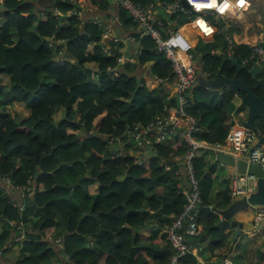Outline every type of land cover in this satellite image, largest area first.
Listing matches in <instances>:
<instances>
[{"label":"trees","instance_id":"16d2710c","mask_svg":"<svg viewBox=\"0 0 264 264\" xmlns=\"http://www.w3.org/2000/svg\"><path fill=\"white\" fill-rule=\"evenodd\" d=\"M75 1L3 0L5 9L0 10V107H13L17 101L29 110L23 115L18 108L19 118L0 112V264H52L60 253L65 264H170L176 253L165 229L186 202L178 187L184 181L182 164L174 157L187 148L173 136L146 154L142 166L131 143L119 146L113 140H126L133 125L151 122L166 104L178 105L174 96L166 100L176 87L172 64L151 38L135 34L142 41L138 66L152 68L154 79H165V85H147L131 75V67L114 77L110 70L117 68L127 45H111L106 51L103 30L92 22L80 24ZM110 3L83 0L90 11H107ZM74 10L68 26L60 25L57 12ZM119 18L124 28H136L125 11ZM216 41L223 43L222 36ZM213 47L197 48L205 54L209 79L218 74L237 79L264 102V72L253 78L249 67L239 69L223 55L211 54ZM249 53L247 46L236 45L233 58L240 64ZM245 94L194 88L185 108L199 128L194 138L223 143L233 125L231 114L239 108L236 96ZM255 126L264 130V118H256ZM212 154L203 148L194 158L202 192L198 222L202 235L209 232V237L201 246L187 240L197 254L187 252L179 264H203L199 256L204 264H222L211 258L229 254L234 244V235L219 226L221 219L213 210L229 206L231 198L228 181L220 182L222 198L215 193L219 176ZM94 185L98 191L91 193ZM15 189L22 191V201L9 193ZM21 234L24 238L17 240ZM245 237L236 242L233 264H264V253L258 250L257 258L252 257L248 241L242 242Z\"/></svg>","mask_w":264,"mask_h":264},{"label":"built area","instance_id":"2783aa9c","mask_svg":"<svg viewBox=\"0 0 264 264\" xmlns=\"http://www.w3.org/2000/svg\"><path fill=\"white\" fill-rule=\"evenodd\" d=\"M120 9L124 10L133 23L136 25L135 34L140 37L151 38L156 46V50L163 53L171 62L176 77V87L173 94L167 96V100L174 96L177 100V106H171L173 113L169 116L155 117L151 122L140 126L133 125L125 134L126 140H120L131 143L134 147L136 163L145 164V155L155 151L158 144L169 142L173 136H178L181 143L185 144L187 151L184 155L175 156L177 162H181V171H185L183 182L178 183V187L183 190L186 202L180 215L173 219L170 225L165 229L166 240L175 251V255L170 264H179L178 259L187 252H195L196 249H189L187 240L199 239L203 228L198 222V208L202 200L200 180L196 177L194 158L197 151L203 148H211L214 152H225L232 155L236 161L243 160L248 165H256L264 170V145H258L259 140L264 136V130L256 127L255 129L234 128L231 129L223 143L209 144L206 141H198L194 138V133L199 131L195 120L186 114L187 94L194 85L196 70L195 60L192 54L194 46L190 39L180 29H169L165 22L158 16V10L162 8L171 17H185L189 24L199 31L202 38H211L216 33L217 27L214 21L228 17L234 12L243 11L248 6V0H172L171 2H149L140 4L134 0H110ZM188 5L185 6L183 2ZM92 23L99 26L102 30L103 48L108 51L111 42L105 39L117 41L113 36L112 27L102 19H95ZM134 34V35H135ZM133 35V41L136 39ZM234 40L228 38L223 53L231 57L233 55ZM138 53L127 54L123 51L118 57L117 68L111 69L114 77L120 76V66L126 63H137ZM180 56H185L189 61L186 64ZM250 61L264 64V44L251 47ZM248 61L243 62L245 65ZM146 80V79H145ZM146 84L156 82L164 86L165 79H154L152 76L146 80ZM159 86V88H160ZM165 107H167L165 105ZM138 154H141L137 156ZM222 167L225 165L221 162ZM168 168V167H167ZM237 173L230 177L223 178L222 181H228L230 187L231 204L236 200L247 198L255 192L258 186V177L254 174ZM221 181V182H222ZM10 184V180L6 179ZM26 188L22 187L21 190ZM250 206L246 208V213L252 217V229L245 230V235L264 236V206ZM221 219L223 217L220 215ZM18 229H22L19 224ZM24 234L18 237L22 240ZM60 243V239L57 240ZM227 264H230L227 262Z\"/></svg>","mask_w":264,"mask_h":264},{"label":"crops","instance_id":"0c3cea01","mask_svg":"<svg viewBox=\"0 0 264 264\" xmlns=\"http://www.w3.org/2000/svg\"><path fill=\"white\" fill-rule=\"evenodd\" d=\"M75 2H77V1H75ZM75 2H74V6H75L76 13L79 16L80 24H85L87 22L90 23V22L94 21L95 19H102L112 27L113 36L117 38V41L105 39L106 42H111L110 44L112 46L118 45L119 43H123V44L127 45L123 49V51L127 54H131V53L135 54V53H138L139 51L141 52V49H142L141 39H142V37H140L141 39L136 40L135 42L132 40L133 35L135 34V29L130 31L129 29H126L122 26V24L120 22V18H119L120 11L122 9H120L116 4H114L113 2L110 1L111 2L110 7L107 11H90L86 6H84L83 0H78L77 3H75ZM0 3H3V0H0ZM248 3L249 4L245 10L239 11V12H234L226 18L219 19L218 21H214L215 26L217 27V30H216V33L211 38H202V35L193 26V24H189V21L187 18H185V17H171L162 8H160L158 10V16L165 22L167 27L169 29H173V30L180 29L184 34H186V36L190 39V41L192 42V45L194 46V48L192 50V54H193V57L195 60V66L197 65V69L195 68L197 77L195 76L196 81H194V85L189 90V92L187 94V99L192 95V90L196 87L206 89V90H210V91H221V90H223V88L228 89L226 84H220L218 86H215L214 88H212V87L210 88L208 86V84H206V82H204L202 79H200V73H202V72L207 79H209V76L206 72H204L203 58H204L205 54L203 55V54H200L197 52L198 46H200L202 44H214V47L211 50V54H220L226 58H230L223 53V49L226 47L228 38L233 39L235 41L234 47H233V54H234V48L236 45L247 46L248 48H250V52H251L252 46L264 44V0H248ZM79 7H81L80 11H79V9H80ZM0 10H2V9H0ZM75 10H74V12L70 11L69 13H65L63 11L57 12L58 17H59V15L64 16V18L61 20V25L63 27L68 26L69 16H71L72 13L74 14ZM3 21H4V19L1 18V16H0V26L3 24ZM82 27L83 26H80L79 29H82ZM14 33H16V32L14 31L13 34ZM217 36H222L223 43L216 41ZM138 41L141 42L140 46L137 49H133L131 44H134ZM139 55L140 54H138L137 56H139ZM180 57L184 63L189 64V61L186 59L185 56H180ZM231 57H233V55ZM249 58H250V53H249L248 57L241 60L240 66L242 68H248L249 67V70H250L252 68V66L255 64L264 66V64H259L257 62L250 61ZM246 61H248V62L244 65L243 62H246ZM138 65H139L138 61H137V63H133V64L132 63H126V64H123L122 66H120V68H118V69L120 70V74H124L127 71L128 67L133 68V71L129 70V72H131V75L137 77L139 80H143V79L145 80L146 79L148 81L149 78H151L155 74L154 70L152 68L142 67V66H138ZM214 79H210V80H214ZM4 85H8V83L4 82ZM233 92H235V91H233ZM243 97L244 96H238V95L236 96L237 101H235V102L238 104L239 108L234 113L231 114L230 122L233 123V125L231 126V129L239 128L238 127L239 123H241L243 126H244V124H248L249 119H250V114L253 112V108L250 105L249 106L248 105L243 106ZM167 102H169V100H167ZM16 104L18 105V107H20L19 109L21 110V113L23 115L28 114L25 112L24 104L15 101V105L13 107H15ZM166 106L167 107H164L163 111H161L160 113L155 115V117L160 116V115L162 116V114L167 115V116L171 115L173 113L171 106H168L167 104H166ZM3 110L12 114L11 113L12 107H10V106L6 107L5 105H3L2 107H0V112H3ZM17 111H18V109H17ZM17 111L15 113L17 114V117L19 118ZM15 113L13 114L14 116H15ZM263 114H264V110H263ZM155 117H154V119H155ZM135 125L143 126L142 124H135ZM255 127H257V126H255ZM243 129H248V128H246L244 126ZM120 144H122V143H120ZM209 144H212V143H209ZM208 149L212 150L211 148H208ZM212 155L213 156L211 158V162L214 163V165H215L214 167H216V170H217V173L219 176V179L216 181L215 193L217 194L218 198L220 199V198H222V194H220V191L222 190L221 189L222 186H221L220 182L225 177L231 178L237 172H236V170H234L228 166L222 167V164L217 157V152L213 151ZM181 172H182L181 173L182 176H185V171L183 170ZM15 191H18V192L9 191V193L10 194L12 193V197L14 199L15 198L17 199L16 202L22 201L24 199L22 191L17 190V189H15ZM97 191H98V185H94L91 187V190H90L91 193H94ZM263 194H264V192H263ZM16 204H18V203H16ZM221 207L222 208H220V210H223V209H226L228 206L222 205ZM245 211H247V210L240 211V213H241L240 217L238 219H235V220L237 222L243 221L242 223L244 224L245 230H250V229H252V217L251 216L250 217H244V216L248 215V213H246ZM219 217H220V214H219ZM242 218H243V220H242ZM220 219H221V217H220ZM238 220H240V221H238ZM235 232H236V230H233V232L230 231V232H226V233L228 235H230V237H232L233 235L235 237ZM206 233H204V234H206ZM20 236H22V234L19 235L18 237H20ZM23 237H24V235H23ZM259 237H264V236H262V235L246 236L244 238V240H242V242L248 241L249 246H250L251 255H252V257H256V258H257V251L258 250L264 253V250H263L264 249V241ZM241 238H239L238 241H240ZM58 239H59L58 237L55 238V240H54L55 243H57ZM48 240H51V239H48ZM202 243L200 245H198V244L197 245L201 246ZM236 245H237V243L235 244V242H234L229 254H226L223 257H221V256L220 257H217V256L212 257L211 260L212 261L221 260V263L227 264V262H228L230 264H233L231 257L234 255V250L236 248ZM195 249H196V251L194 252V254H197V248H195ZM198 259L201 263L204 264L205 260L201 256H199ZM65 262H66V259L62 253L57 254V256L51 260L52 264H65Z\"/></svg>","mask_w":264,"mask_h":264},{"label":"water","instance_id":"95a60500","mask_svg":"<svg viewBox=\"0 0 264 264\" xmlns=\"http://www.w3.org/2000/svg\"><path fill=\"white\" fill-rule=\"evenodd\" d=\"M183 4L188 7L186 2L184 1ZM5 5L3 3H0V9H4ZM60 18V25H61V20L64 18L63 15H59ZM141 42L138 41L132 45L133 49H137L140 46ZM230 59L234 65H236L239 69L242 68L238 61L230 57ZM227 60V59H225ZM197 69V65L195 66ZM264 71V66L255 64L252 66V68L249 70V73L252 75L253 78H256L257 76L261 75ZM87 74L91 73L90 69L86 70ZM198 74V73H197ZM197 77V76H196ZM200 79H202L208 86L211 88H214L215 86H218L220 84H226L228 89L230 91H239L243 90L246 92V94L243 97V106L244 105H250L253 108V112L250 114V119L248 124H244V126L248 129H255V119L256 118H264L263 110H264V103L260 101L255 95L247 88L244 86L243 83L238 81L237 79L235 80H229L225 78L222 74H218V76L214 80L207 79L205 75L200 73ZM196 81V78H195ZM258 145H264V136L259 140ZM115 154L116 152L113 151ZM217 157L220 162H222L225 166H228L236 171H238L241 174L245 173H250L254 174L258 177V186L257 190L258 192H253L251 193L247 198H243L240 200H236L233 202L230 206H228L226 209L220 210L217 208H213V210L217 213L220 214L223 217V220L220 222V227L224 229L226 232H230L233 230H236L235 232V239L234 242L236 243L238 239L244 235V224L242 222H237L234 219V215L237 213H240V211L245 210L248 204H251L252 206H264V182L262 180L264 179V170L261 169L260 167L256 165H248L247 162L243 160H238L236 161L235 158L227 154L225 152H217ZM209 237V232L206 234L202 235L199 239H192V241L198 245H200L202 242L206 240V238ZM224 264V263H222Z\"/></svg>","mask_w":264,"mask_h":264},{"label":"rangeland","instance_id":"374dc122","mask_svg":"<svg viewBox=\"0 0 264 264\" xmlns=\"http://www.w3.org/2000/svg\"><path fill=\"white\" fill-rule=\"evenodd\" d=\"M14 102H15V101H14ZM18 108H20V107H18L17 104H16L15 107H12V111H11L12 115L17 111ZM25 112H26V113H29V110L25 108ZM15 116H17L16 113H15ZM60 117H61V111L59 110L58 113L55 114V118L60 119ZM238 127H239V128H244V126H243L241 123L238 124ZM113 141H115V142H120V139H115V140H113ZM110 143H111V142H110ZM119 146H122V144H119ZM114 151L117 152L116 150H114ZM139 155H141V154H138L137 156H139ZM146 161H147V160H145V164H144V165H146ZM5 181H6V180H5ZM262 182H264V179L262 180ZM258 191H259V190H257L256 192H258ZM245 212H246V211H245ZM240 215H241V213H237V214H235V215H234V219H238V218L240 217ZM244 217H250V214H248V215H246V216H244ZM242 220H243V218H242ZM238 221H240V220H238ZM242 222H243V221H242ZM3 225H4V221H3V220H0V232H1V229H3ZM245 236H246V235H245ZM259 238H261V239L264 241V237H259ZM263 250H264V249H263Z\"/></svg>","mask_w":264,"mask_h":264},{"label":"clouds","instance_id":"9594fccd","mask_svg":"<svg viewBox=\"0 0 264 264\" xmlns=\"http://www.w3.org/2000/svg\"><path fill=\"white\" fill-rule=\"evenodd\" d=\"M243 236H245V232H244V235H243ZM243 236H241V237H243ZM246 236H247V235H246ZM241 237H240V238H241Z\"/></svg>","mask_w":264,"mask_h":264}]
</instances>
